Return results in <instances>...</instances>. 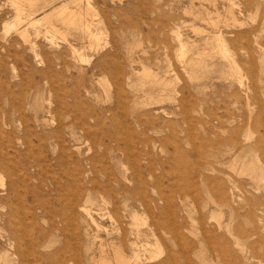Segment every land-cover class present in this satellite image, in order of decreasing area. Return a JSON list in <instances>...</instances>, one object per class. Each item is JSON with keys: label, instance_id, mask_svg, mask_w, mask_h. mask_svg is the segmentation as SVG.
I'll return each instance as SVG.
<instances>
[{"label": "rangeland", "instance_id": "rangeland-1", "mask_svg": "<svg viewBox=\"0 0 264 264\" xmlns=\"http://www.w3.org/2000/svg\"><path fill=\"white\" fill-rule=\"evenodd\" d=\"M15 1L0 264H264V0Z\"/></svg>", "mask_w": 264, "mask_h": 264}, {"label": "bare ground", "instance_id": "bare-ground-1", "mask_svg": "<svg viewBox=\"0 0 264 264\" xmlns=\"http://www.w3.org/2000/svg\"><path fill=\"white\" fill-rule=\"evenodd\" d=\"M20 1H21V0H20ZM14 2H16V1L14 0ZM14 2H13V3H14ZM16 6H17V5H16ZM18 9H19V8H18ZM19 10H20V9H19ZM17 11H18V10H17ZM29 16H30V15H29ZM81 19H82V18H81ZM70 22L73 23L74 21H73V20H70ZM219 50H220V49H219ZM181 52H182V50H181ZM242 84H243V83H242ZM112 244H113V243H112ZM104 250H105V249H104ZM113 250H114V248H113ZM117 250H119V249H117ZM117 250H116V251H117ZM120 250H121V249H120ZM116 251H115V252H116ZM100 252H101V251H100ZM103 252H104V251H103ZM118 252H119L118 254L121 253L120 251H118ZM105 253H106V252H105ZM101 254H102V253H101ZM116 254H117V252H116ZM118 254H117V255H118ZM99 255H100V254H99ZM102 255L104 256L105 254H102ZM114 255H115V254H114ZM122 255H123V254H122ZM124 256H125V255H124ZM115 257H116V256H115ZM125 258H127V256H126ZM101 260H102V259H101ZM105 260H107V259H105ZM108 260H109V258H108ZM117 260H119V263H120V264H128L127 260L125 261L120 255H118V259H117ZM137 260H138V258H137ZM95 261H96V260H95ZM103 261H104V260H103ZM110 261H111V260H110ZM115 261H116V260H115ZM139 261H140V260H139ZM94 263H95V262H94ZM107 263H108V262H107ZM111 263H112V262H111ZM111 263H109V264H111ZM113 263H114V262H113ZM113 263H112V264H113ZM138 263H139V262H138ZM138 263H136V264H138Z\"/></svg>", "mask_w": 264, "mask_h": 264}]
</instances>
